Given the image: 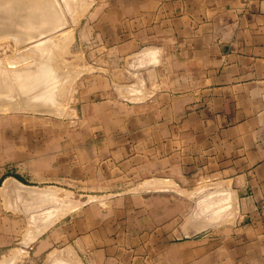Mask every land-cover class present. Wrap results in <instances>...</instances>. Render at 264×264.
I'll return each instance as SVG.
<instances>
[{
	"label": "crops",
	"instance_id": "obj_1",
	"mask_svg": "<svg viewBox=\"0 0 264 264\" xmlns=\"http://www.w3.org/2000/svg\"><path fill=\"white\" fill-rule=\"evenodd\" d=\"M109 5L123 13L125 23L129 15L131 29L139 25L130 36L138 35L146 50L147 94L124 101L136 104L135 114L123 129H108L107 142L77 144L66 148L74 154L59 156V162H81L80 169L64 164L44 173L73 174L76 183L85 184L79 194L106 200V206L84 209H98L110 234L98 240L82 229L76 253L87 264H136L167 249L179 262L195 259L191 238L166 236L164 224L175 210L173 203L160 204L165 191L135 187L144 181L183 183L199 174L230 188L235 208L248 221L235 228L242 237L210 240L206 247L218 245L227 258L222 249L235 246L244 264H264V0H109ZM42 182L47 181L30 185L0 171V248L5 198H16L22 186L46 193L47 187L60 191L68 184L52 180L55 185L41 187ZM149 213L157 217L136 218Z\"/></svg>",
	"mask_w": 264,
	"mask_h": 264
},
{
	"label": "rangeland",
	"instance_id": "obj_2",
	"mask_svg": "<svg viewBox=\"0 0 264 264\" xmlns=\"http://www.w3.org/2000/svg\"><path fill=\"white\" fill-rule=\"evenodd\" d=\"M71 1L74 0H60L61 5L59 4V7L62 6V8H64V11L62 12L64 20L67 18L65 22L68 21L70 22V24H65V22L63 21L64 23L62 24L65 27H63V25L60 23L61 26L58 25L59 28L56 25V31L55 29H53L55 25L50 26L52 28H50L49 26L46 27L47 31L45 29V32L43 30H33L34 28H31V30L35 32L40 31V34L42 31L43 34H47L50 31V35H40L39 33H37L39 35L38 36L34 32L33 34H31V36L33 35V39L31 37V39L29 38L30 40H22V42L21 39L16 38V36L21 33L27 34V31L25 30L29 29L26 28V25L28 22H31V20L35 21L37 17L34 18L33 15L35 13V10L37 9L36 11H38L39 8H35L34 6L32 7L30 3L28 4L24 0H9L7 2H4V6H2V4L0 6V23L1 21H3L2 17L4 18L3 23H1L4 27H0V60H2L1 63L3 67H1L0 63V68H2L4 71V77L8 76L9 79L8 80L7 78H3L2 71L0 72V80H2L0 81V83L2 82L1 84H4L5 81L8 80V82L12 83V87L14 88L13 91H11L13 92V95L10 92H0L1 95H8L5 97L6 99H9L2 102L3 104L5 103V105L7 104L8 107L7 105L4 106L3 104L2 106L0 103V107H5L4 109L0 108V171L4 173L5 177L11 175L30 185H37L38 183L36 182L38 180L47 181L42 182V184H40L41 187H46V185H55V183L50 182L52 180H62V182L68 183L66 186L62 185L63 189L60 188V191H58V193L55 195V197H57L56 200L54 199L55 201H51V204L49 203V206H46L44 208L40 206L38 207V204L36 206H33L34 202L38 201V198H49L52 194H50L49 192H34L32 191L34 189H30L34 188L32 186L19 187V194L13 200H7L5 198L3 203L4 245L2 246V248H0V260H4L7 258L9 259L10 257L8 256L14 255L13 260L10 259L12 260L11 264H58L60 262L66 264H87L86 260L82 259V255H78L75 250V243L76 240L78 241V237H81L82 229L83 231H86L85 233L87 234H85V237L87 238L92 237L101 240V238L104 237V240L107 239L106 236L107 234H110V232L107 231V225L100 222V219L103 218L100 211L98 209H95V211H93L94 209H90V211L86 212L84 209L85 206H93V204L99 202L105 204L106 200L104 201L90 195H87L85 197L79 194L81 192L77 190V188L83 187L85 186V184L83 185L82 183H76L77 178L74 177L73 174H67L63 176H55L54 174H52L44 176V173L53 172L55 168H60L64 164V168H67L68 166L66 164H68L71 165V168L78 167V169H80L82 166L81 162H59V156L65 154H74L75 150L66 151V148L75 149L77 144L92 143L101 140L107 142L108 129H123L124 126H127V124L129 123V118L135 114L136 104H134L133 102L130 103L124 101H128L129 98L133 100L136 97L135 95L137 93L139 94L143 87L146 88L145 85L143 86V82H145V76L143 75V63H145V61H143V59L146 56L144 54L146 50H143V40L140 39L138 35L130 36L131 32H139V25L137 24L136 26H132L137 28L131 29V25L129 23V15L128 22L126 21L125 23L123 13L121 12L120 16L117 15V10L119 9L115 8L113 5H109V0H83L86 3L85 5H87L88 7L81 3L82 0H77V2L75 3H77L78 5L82 4L84 7H79L83 10L85 9L84 11L81 10L83 11V13L80 11L82 16H79L80 14L78 15V12H74L75 14H72V10H74V7L72 5H74V2L72 3ZM89 3L90 5H88ZM11 6L13 8H11ZM14 9L18 12L14 13ZM24 12H27L25 13L26 15L24 14ZM11 14L12 16L14 15V18H12ZM19 14L20 17L22 16L21 18H19ZM76 14L79 16L78 20L76 16H74ZM5 22H7V25H9L10 27L7 26ZM20 23L22 24L20 25ZM24 23L26 25H24ZM49 28L50 30H48ZM51 29L53 31H51ZM69 29L71 31H69V34H67ZM63 31L66 32L68 36H72L73 38L71 37L72 39L70 38V40L73 41H70L67 50L60 52L62 56L57 68V70L60 71L53 69V71H56H54L55 73L58 72L57 74H54V76H57V78H59H56L57 80L54 79L57 85L56 83L54 84L56 87L53 88L52 91L50 90L52 88L50 83H52L53 86V82L50 81L53 79L49 81L48 85H46V79L48 78L47 76L43 75L44 78L42 77L39 78L40 80L38 79V77L40 76L37 75H41L43 73L41 72L43 71V68H39V66L42 65L44 67V63L41 64V62H39L40 60L35 67L33 65L32 68L23 70V77H17L15 72L9 71L11 65V68H16L17 66L24 67L26 64H28L29 61L30 64L35 57L39 58L38 53L34 50H31L30 48H32V46H49L53 41L51 40L50 36L52 37L55 35L54 38H57L56 35L61 34ZM30 33L32 32L30 31ZM125 35L127 38H125ZM32 40H34L36 43ZM46 50L45 54L47 53V55H45V57L41 56V61L47 63L50 61L54 62L53 59H49L48 57L50 54V49H48L47 51ZM22 57H27V59L21 60ZM10 58L13 61L16 58V64H9L10 66L8 64H5L7 63V60L10 61ZM3 63L7 67H4ZM67 64L68 66H66ZM82 66L85 67V69L89 70H84ZM91 67L94 68L92 69ZM53 71H51V73H54ZM139 71L141 74H139ZM66 73L69 74L70 77ZM62 74L66 75L67 77L61 78L60 81L59 79ZM29 75H31L30 78L28 77ZM34 75L37 77H34ZM11 76L15 78H12ZM148 76L150 77V73L148 74ZM16 80H18V82ZM58 82L63 83L64 86V90L62 91L60 98L59 95H56L53 92L57 90V86L59 84ZM137 85L141 89H139ZM47 87L48 89L50 88V94L54 95V99L56 101L57 99H61L62 103L64 102L63 109H65L63 110L64 113L62 112L63 115L54 112L56 110L57 103H55L56 105L53 104L54 106L50 103V105L48 104L50 108L51 106H53V109L55 108L54 111L52 108L48 109L49 107H47L48 110L46 109L40 111L39 109H36L35 112L34 110L26 108L18 109V106L20 107L21 105L19 102L20 100H23L25 98L28 99L36 95L37 93H40V91L42 90L43 92H45V94L47 93V96H41L44 94H42L41 92V95L35 96V99H41L42 101V97L43 99H45L44 97H49V91L48 89H45ZM118 87L120 89H118ZM109 97L116 101H104V99H108ZM17 102H19V105L17 104ZM14 103H16L17 106L11 107ZM58 106L62 107L61 104H59ZM161 181H155L154 183L149 184L145 183L144 181L141 187L137 186L135 187V190H145L149 188L165 191L168 197H166L165 199H161L160 204L164 202L173 203V210H175L169 223L166 222L164 224L165 227H167V230H165L166 236H168V238H170L171 240L176 239L175 241L191 238L195 242V259H190V262H179L177 258L172 256L170 250L167 249L165 250V252L160 253L156 256H143V262L137 260L135 263L244 264L242 262V257L240 255L237 256L236 254V251L241 248H237L235 246L223 248L222 250H227L226 258L221 254L220 247L218 245L206 247V245H209L210 240L215 241L219 240L220 238L224 240L233 239L237 237L236 235L238 234L240 235V237H242L241 231H236L235 228H240L241 225L248 223L247 219L240 216L238 210L235 208V202L232 199L230 188L226 187L223 182H220L218 180V178L199 174L196 175L193 179L191 178L190 181L183 183H177L172 180ZM172 184L173 186H171ZM174 185H176V187ZM87 186H90V184H87ZM22 188L28 191L26 192ZM36 188L39 189V187ZM55 188L59 190L58 187ZM67 190H70L72 192L69 197H67ZM213 190H217L218 195H216L217 192ZM28 192L31 194H35V198L29 199ZM191 192L193 193L190 194ZM206 194H208L209 199H205ZM209 194H212V196H210ZM204 199L206 201H203ZM63 200H65V204L66 201H75L77 205H79L74 206L71 209H67L68 212L66 211L63 213V215L57 217V219L52 224L45 227V229L41 228L43 230L42 232V230H40V227H44L42 225H45L46 222L45 224H43L44 222L39 221V215L41 218L45 211L46 214L44 213L43 216L46 215L49 217L47 218L45 216L40 220L44 221L45 219L47 221V219L51 218L50 213H48V215L47 211L50 209L48 212L52 213V211L55 209L51 207H56V205H62L64 207L65 205L62 202ZM210 200H213V202H215L212 203V201ZM61 202L62 204H60ZM204 202L207 206H210L211 209L210 207L207 208V206L203 204ZM24 204H26L25 207L27 206V204L28 206L25 208ZM31 206L35 208H32L33 210H31ZM59 206L58 208L56 207V209H59ZM220 206H222V210L224 212L229 210L233 213L231 215H228L229 217H227V215H224V212L219 213L218 210ZM36 207H38L37 211ZM207 209L209 210L205 211ZM210 211H214L215 215H212ZM39 212L42 213L39 214ZM205 212L207 214H205ZM208 212L212 216L208 214ZM208 215L210 216L208 217ZM86 216L90 220L92 219V221L89 222L88 220H84L83 218H85ZM136 216L135 217L137 219H141L142 222L143 218L157 217L153 214L150 215V213L144 216ZM162 217L166 218L165 221L169 219V216H167L166 214H164ZM31 218L34 219L31 220ZM82 220L84 221V225L79 224ZM31 221L33 223H31ZM35 223L36 226L34 225ZM31 225H33L34 227ZM36 227H39V230L37 231H40V233H34L36 232ZM33 229L34 231H32ZM27 232L35 235L33 236L34 238L32 236L30 237L29 233ZM26 233L29 235V239L28 236L24 238L25 235H27ZM134 233L142 234L145 232L142 231ZM103 234L104 236H102ZM116 238H118V236ZM120 238H123V236H120ZM72 250H74V252H72ZM16 253L21 254L16 257ZM128 259L129 258H127V260ZM0 264H2V262ZM122 264H125V262ZM247 264H251L250 261Z\"/></svg>",
	"mask_w": 264,
	"mask_h": 264
},
{
	"label": "bare ground",
	"instance_id": "obj_3",
	"mask_svg": "<svg viewBox=\"0 0 264 264\" xmlns=\"http://www.w3.org/2000/svg\"><path fill=\"white\" fill-rule=\"evenodd\" d=\"M7 1H9V0H0V6H1V4H2V6H4V2H7ZM24 1L27 2L28 4L30 3V5H31L32 7L34 6L35 8H39V9H38V11H36V10H37V9H36V10H35V13H34V15H33L34 18L37 17V18L35 19V21H32V20H31V22H28L27 25L24 23V25H26V28H28L32 33H30L29 30H25V31H27V34H23V33H21V34H19L18 36H16V38H20V39H21V42H22V40L27 41L29 38L31 39V37H32V39H33V35L31 36V34H33V33L35 32V31H33V30H35V29L37 30V29H38V30H43V31L45 32L46 27H48V26L50 27V26H52V25H55V26L53 27V29H55V28H57L56 25H57V26H58V25L61 26L60 23H61V24L64 23L65 20L67 19V18L65 17L66 19L64 20V16H63V12H62V11H64V8H62V6H60L61 8L59 7V4L61 5L60 0H24ZM82 1H83V0H82ZM82 1H81V3L85 5L86 3H85L84 1H83V2H82ZM15 2H16V1H15ZM59 2H60V3H59ZM65 2H66V1H65ZM71 2H72V3L74 2V3H73L74 5H72V6L74 7V10H72V14H73L74 12H75V13L78 12V15L80 14L79 16H82L81 13H80V11L83 10L82 8H83L84 6H83L82 4H81V5H78L77 3H75V2H77V0H76V1L74 0V1H71ZM63 3H64V2H63ZM90 3H91V2H90ZM90 3H89L88 5H90ZM9 4H11V3H9ZM15 4H16V3H15ZM66 4H67V2H66ZM66 4H65V5H66ZM5 5H6V3H5ZM24 5H25V4H24ZM67 5H68V4H67ZM67 5H66V6H67ZM28 6H29V5H28ZM79 6H80V7L83 6V7L80 8ZM85 6H87V5H85ZM5 7H6V6H5ZM18 7H19V6H18ZM18 7H17V8H18ZM87 7H88V6H87ZM11 8H13V7L11 6ZM19 8H20V7H19ZM65 8H66V7H65ZM68 8H69V7H68ZM3 9H4V8H3ZM29 9H30V8H29ZM86 9H87V8H86ZM0 10H1V9H0ZM9 10H10V9H9ZM21 10H22V9H21ZM69 10H70V9H69ZM69 10H68V11H69ZM84 10H85V9H84ZM84 10H83V11H84ZM2 11H3V10H2ZM11 11H12V10H11ZM14 11H15V9H14ZM23 11H24V9H23ZM83 11H81V12L83 13ZM9 12H10V11H9ZM9 12H8V13H9ZM16 12H18V11L16 10L14 13H16ZM29 12H30V10H29ZM6 13H7V12H6ZM11 13H12V12H11ZM14 13H13V14H14ZM19 13H20V12H19ZM25 13H27V12H24V14H25ZM64 13H65V12H64ZM75 13H74V14H75ZM1 14H2V13H1ZM25 15H26V14H25ZM27 15H28V14H27ZM78 15H77V14L74 15V16H76L77 20H78V17H79ZM11 16H12V14H11ZM13 16H14V15H13ZM13 16H12V18H14ZM18 16H19V18L22 17V16L20 17V14H19ZM33 16H32V17H33ZM65 16H66V15H65ZM72 16H73V15H72ZM74 16H73V17H74ZM27 17H28V16H27ZM27 17H26V18H27ZM29 17H30V16H29ZM32 17H31V18H32ZM70 17H71V15H70ZM76 18H75V20H76ZM2 19H3V21H4V18H3V17H2ZM27 19H28V18H27ZM0 20H1V19H0ZM5 20H6V17H5ZM15 20H16V19H15ZM19 20H20V19H19ZM3 21H1V23H3ZM9 21H10V20H9ZM9 21H8V22H9ZM29 21H30V18H29ZM63 21H64V22H63ZM16 22H17V21H16ZM18 22H19V21H18ZM25 22H26V21H25ZM1 23H0V24H1ZM10 23H11V22H10ZM10 23H8V24H10ZM22 23H23V22H22ZM22 23H20V25H21ZM66 23H69V24H70V22H68V21L65 22V24H66ZM5 24L7 25V22H5ZM11 24H12V23H11ZM69 24H67V25H69ZM6 25H5V27H6ZM62 25H63V24H62ZM7 26H9V25H7ZM59 26H58V28H59ZM0 27L3 28L4 26H2V24H1ZM9 27H10V26H9ZM12 27H13V26H12ZM16 27H18V26H16ZM63 27H65V26L63 25ZM22 28H23V27H22ZM31 28H34V29L31 30ZM50 28H52V27H50ZM50 28H49L48 30H50ZM69 28H70V27H69ZM11 29H13V28H11ZM11 29H9V30H11ZM61 29H62V28H61ZM71 29H72V28H71ZM9 30H7V31H9ZM14 30H15V29H14ZM62 30H63V29H62ZM5 31H6V30H5ZM12 31H13V30H12ZM43 31H42V32H43ZM46 31H47V29H46ZM51 31H53V30L51 29ZM55 31H56V29H55ZM55 31H54V32H55ZM65 31H66V30H65ZM69 31H71V30L69 29L68 32L66 31L67 34H69ZM0 32H1V29H0ZM16 32H17V31H16ZM39 32H40V31H39ZM39 32L36 31L35 34H37V33H39ZM42 32H41V34H40V33H39V34H40V35H44L45 33L43 34ZM54 32H53V33H54ZM63 32H64V31H63ZM63 32H62L61 34L56 35L57 38H54L55 35L52 36V37L50 36L51 40H53V41H52V43H51L49 46L46 45V47H44V46L40 47L38 44H37V45H38L39 47H34V46H32V48H30V49L36 51V52L38 53V55H39V58H36V57H35L34 60H32L33 62L31 61L30 64H29V62H30V61H29L28 64H26L24 67H19V66H17L16 68H15V67H14V68H11L12 65L10 66L9 64H13V65L16 64V63H15V62H16V61H15L16 58H15L14 61H13L11 58H10V61L7 60V63H5V64H8V65L10 66L9 71H10V72H11V71H12V72H15V74L17 75V77H20V76L23 77V76H22V74L24 73L23 70H25V69L28 70V69L32 68L33 65H34V67H35V66L37 65L38 61L40 60L39 62H41V64L44 63V67H43L42 65L39 66V68H40V67L43 68V69H42L43 71H41V72H43V73H42L41 75H37V76H40V77H38V79H39V78H42L43 75H44V76H47L48 78L46 79V80H47V84H46V85H48V84H49V81H50L51 79H53V80H51L50 82H53V86H54V87L52 86V83H50L52 88H51V89L49 88V89L52 91V89L56 87V86L54 85V84L56 83V82L54 81V79L57 80V79L59 78V77L57 78V76H56V77L54 76V74H57L58 72L55 73L56 71L54 70V71H55V72H54L53 69H56V70H57V68H58V64L60 63L61 56H62L60 52L67 50L68 45L70 44V41H73V40H70V38H71L72 36H68V35L66 34V32H64V33H63ZM2 33H3V32H2ZM49 33H50V31H49ZM49 33H47V34H49ZM35 34H34V35H35ZM47 34H45V35H47ZM56 34H57V33H56ZM37 35H38V34H37ZM49 35H50V34H49ZM38 36H39V35H38ZM38 36H37V38H38ZM35 37H36V36H35ZM35 37H34V38H35ZM41 37H42V36H41ZM45 37H47V36H45ZM72 38H73V37H72ZM72 38H71V39H72ZM30 39H29V40H30ZM32 41H34V40H32ZM32 41H31V42H32ZM39 41H41V40H39ZM34 42H35V41H34ZM1 43H2V42H1ZM19 43H20V42H19ZM19 43H18V44H19ZM27 43H28V42H27ZM35 43H36V42H35ZM37 45H36V46H37ZM46 49H47V50L50 49V50H49V51H50V54H49L48 57H49V59H53L54 62H52V61H50V60H49L50 62H48V63H47V62H43V61H41V56H42V57H45V55H47V53L45 54V50H46ZM154 49H155V48H154ZM47 50H46V51H47ZM142 52H143V51H142ZM22 53H23V52H22ZM48 53H49V52H48ZM29 54H30V53H29ZM33 56H34V54H33ZM33 56H32V57H33ZM18 58H19V57H18ZM28 58H29V57H28ZM2 59H3V58H2ZM22 59L26 60L27 57H22L21 60H22ZM64 60H65V59H64ZM1 61H2V60H0V63H1ZM17 61H18V60H17ZM10 62H11V63H10ZM63 62H64V61H63ZM68 62H69V61H68ZM26 63H27V62H26ZM3 64H4V63H3ZM5 64H4V67L6 66ZM39 64H40V63H39ZM63 64H64V63H63ZM64 65H65V64H64ZM66 66H68V64H67ZM69 66H70V65H69ZM76 66H77V65H76ZM76 66H75V67H76ZM1 67H2V63H1ZM6 67H7V66H6ZM82 67H83V66H82ZM2 68H3V67H2ZM2 68H0V72L3 71ZM59 68H60V67H59ZM91 68L93 69L94 67H91ZM1 69H2V70H1ZM5 69H6V68H5ZM7 69H8V68H7ZM37 69H38V68H37ZM71 69H72V68H71ZM83 69H84V70H89V69H85V67H83ZM95 69H96V68H95ZM39 70H40V69H39ZM39 70H38V71H39ZM51 71H53L54 73H51ZM57 71H60V70H57ZM65 71H66V70H65ZM49 72H50L51 74H50ZM63 72H64V71H63ZM63 72H62V73H63ZM81 72H83V71H81ZM89 72H90V71H89ZM132 72H133V71H132ZM3 74H4V71L2 72V75H3ZM5 74H6V73H5ZM35 74H36V73H35ZM60 74H61V73H60ZM64 74H65V73H64ZM64 74H62V75L60 76V79H59L60 81H61V78H63V77H67V76L64 75ZM66 74H67V73H66ZM134 74H135V73H134ZM139 74H141L140 71H139ZM0 75H1V74H0ZM6 75H7V74H6ZM6 75H5V76H6ZM67 75L69 76V74H67ZM37 76L34 75V77H37ZM134 76H135V75H134ZM11 77H12V76H11ZM28 77L30 78L31 75H29ZM69 77H70V76H69ZM76 77H77V76H76ZM138 77H139V76H138ZM140 77H143V76H140ZM1 78H2V77H1ZM3 78H5V79L7 78V79H8V76H7V77H4V75H3ZM12 78H15V77H12ZM24 78H26V77H24ZM43 78H44V77H43ZM56 78H57V79H56ZM10 79H11V78H10ZM22 79H23V78H22ZM64 79H65V78H64ZM8 80H9V79H8ZM8 80H7V81L4 80V81H5L4 84H1L2 82L0 83V85H1V86H0V92H5V93H9V92H10V93H12V95H13V92H11V91H13L14 88L12 87V83L8 82ZM12 80H13V79H12ZM19 80H20V79H19ZM39 80H40V79H39ZM0 81H2V80H0ZM4 81H3V82H4ZM13 81H14V80H13ZM16 81L18 82V80H16ZM22 81H23V80H22ZM66 81H67V80H66ZM139 81H141V80H139ZM11 82H12V81H11ZM17 82H16V83H17ZM25 82H26V80H25ZM62 82H63V81H62ZM64 82H65V81H64ZM31 83H32V82H31ZM58 83H59V82H58ZM66 83H67V82H66ZM10 84H11V85H10ZM14 84H15V82H14ZM137 84H138V83H137ZM56 85H57V83H56ZM145 85H146V84H145ZM67 86H68V85H67ZM118 86H119V85H118ZM137 86H138V85H137ZM45 87H46V86H45ZM48 87H50V86H48ZM48 87L45 88V89L47 90ZM24 88H25V87H24ZM138 88L141 89L139 86H138ZM138 88H137V90H138ZM45 89H44V90H45ZM49 89H48V91H49ZM118 89H120V88L118 87ZM143 89H145V88L143 87ZM143 89H141V91H140L141 93L143 92ZM63 90H64L63 83H59L58 86H57V90H55L56 92H55V91H53V92H54L56 95H59V98H60V95L62 94V91H63ZM127 90H128V89H127ZM134 90H135V89H134ZM48 91H46V92H48ZM51 91H49L48 94H50ZM125 91H126V90H125ZM145 91H146V89H145ZM41 92H42V94H43V93H44V94L41 95ZM127 92H128V91H127ZM141 93H140V94H141ZM143 93H144V92H143ZM18 94H19V93H18ZM144 94H147V93H144ZM144 94H143V95H144ZM38 95H41V96H44V95H45V96H47V93L45 94V92H43V90H42V91H40V93H37L36 95H34V96H32V97H30V98H28V99L25 98V99H23V100H20L19 102H20L21 105H20V107L18 106V109H19V108H21V109H25V108H26V109L34 110V112H35L36 109H39L40 111H41V110H46L47 107H49L50 104H51V105H53V104L56 105L55 103H57V105H56V110H55V111H54L55 108H54V109L52 108L54 105L51 106V108L53 109L54 112L62 114V112H63V110H64L65 108L63 109V103H64V102L62 103V100H61V99H57V101H56V100L54 99V95L50 94L49 97H47V98L44 97L45 99H43V97H42V101H41V99H40V100L35 99V96H38ZM130 95H131V94H130ZM133 95H134V94H133ZM138 95H139V94L137 93V96H138ZM0 96H1V98H0V103H1V105L3 104L2 102L6 101V100H9L8 98L6 99V97H5V96H8V95H5V94H2V95H1V94H0ZM131 96H132V95H131ZM4 97H5V98H4ZM14 97H15V96H14ZM32 98H33V99H32ZM36 98H38V97H36ZM39 98H40V97H39ZM56 98H57V97H56ZM143 98H144V97H143ZM12 99H13V98H12ZM11 102H12V101H11ZM11 102H10V103H11ZM19 102H17V104H18ZM12 103H13V102H12ZM12 103H11V104H12ZM49 103H50V104H49ZM15 104H16V103H14L11 107H13V106H14V107L17 106V104H16V105H15ZM48 104H49V105H48ZM59 104H61L62 107L58 106ZM3 105L6 106L7 104L5 105V103H4ZM3 105H2V106H3ZM18 105H19V104H18ZM47 105H48V106H47ZM66 106H67V105H66ZM7 107H8V105H7ZM0 108H2V107H0ZM4 108H5V107H4ZM4 108H2V109H4ZM16 108H17V107H16ZM51 108L49 107L48 109H51ZM13 109H14V108H13ZM21 109H20V110H21ZM48 109H47V110H48ZM0 110H1V109H0ZM3 111H4V110H3ZM9 111H10V110H9ZM37 111H38V110H37ZM7 112H8V108H7ZM26 112H27V111H26ZM63 113H64V112H63ZM62 115H63V114H62ZM61 118H62V117H61ZM161 182H162V181H161ZM165 184H166V183H165ZM167 184H168V183H167ZM162 185H163V184H162ZM162 185H159V186H162ZM169 185H170V184H169ZM163 186H164V185H163ZM171 186H173V184H172ZM174 186L176 187V185H174ZM165 187H167V186H165ZM30 189H34V190H36V191H39V190H40V189H38V188H30ZM137 189H138V188H137ZM215 189H216V188H215ZM217 189H218V188H217ZM41 190H43V189L41 188ZM46 190H47V192H49L50 194H52V195L50 196V198H49V199H46V200H44L43 198H41V199L38 198V199H37L38 201H35V203H34L33 206H36V205L38 204V207L40 206V207H43V208H44V207H46V206H49V203H50L51 201H55V200H56L57 197H55V195L58 193L59 190H58L57 188H55V187H47ZM206 191H207V190H206ZM213 191L217 192V190H213ZM43 192H44V191H43ZM211 192H212V191H211ZM211 192H210V193H211ZM49 193H48V194H49ZM71 193H72V192H71L70 190H67V197H69V195H70ZM219 193H220V192H219ZM190 194H192V193H190ZM212 194H215V193H212ZM212 194H211V195L209 194V195L212 196ZM193 195H194V194H193ZM216 195H218V192H217ZM220 195H221V194H220ZM204 196H205V195H204ZM101 197H102V196H101ZM222 197H223V196H222ZM89 198H91V197H89ZM200 198H201V197H200ZM200 198H198V199H200ZM203 198H204V197H203ZM206 198L209 199L208 194H206L205 199H206ZM211 198H212V197H211ZM215 198H216V197H215ZM39 199H40V200H39ZM54 199H55V200H54ZM59 199H60V198H59ZM205 199H204L203 201H206ZM213 200H214V199H213ZM213 200H210V201H212V203H214L215 201L213 202ZM59 201H60V200H59ZM62 202H63L64 205H65L64 207H63L62 205H61V206L56 205L57 208H58V206H59V209H56L55 206H54V207H51V208L55 209V210L52 211V213L55 211L53 214H52L51 212H48L50 209L47 211V214L50 213V215H51V218H50V219H47L49 216H46V215H45V216L47 217V218H46L47 221H46L45 219H44V221L40 220L42 217H45V216H43L44 213H45V211L43 210L44 213H43V215L41 214V215H42L41 218H40V215H39V214L42 213L43 211H42V212H39V214H38V215H39V221L44 222L43 224H45V222H46L45 225H42V224H41V225L44 226V227H40V226H39V227H40V230H42L41 228H44V229H45V227H47V226H49L50 224H52V223L57 219V217H59L60 215H63V213L66 212L67 209H69V208L71 209L72 207H74V206H78V205H79V204L77 205V203H76L75 201H68V202L66 201V204H65V200H63ZM62 202H61L60 204H62ZM77 202H78V201H77ZM79 203H80V202H79ZM82 203H83V202H82ZM50 204H51V203H50ZM198 204H199V203H198ZM203 204H205V202H204ZM203 204H202V205H203ZM25 205H26V204H24V207H25ZM202 205H201V206H202ZM205 205H206V204H205ZM27 206H28V204H27ZM27 206H26V207H27ZM206 206H207V205H206ZM214 206H215V205H214ZM227 206H228V205H227ZM227 206H225V207H227ZM26 207H25V208H26ZM38 207H36V211L38 210V209H37ZM61 207H62V208H61ZM208 207H210V206H207V208H208ZM32 208H35V207H32V206H31L30 209L33 210ZM204 208H205V206H204ZM30 209H29V210H30ZM210 209H211V207H210ZM39 210H40V209H39ZM41 210H42V209H41ZM45 210H47V209H45ZM51 210H52V209H51ZM208 210H209V209H207V210H205V211H208ZM216 210H217V209H216ZM216 210H214V211H216ZM203 211H204V210H203ZM214 211H210V213L213 215V214H214ZM67 212H68V211H67ZM212 212H213V213H212ZM218 212H219V213H223V212H224V211L222 210V206H220ZM36 213H37V212H36ZM200 213H201V212H200ZM200 213H198V214H200ZM210 213L208 212V214H210ZM230 213H231V212H229L228 215H231ZM33 214H34V213H33ZM33 214H32V215H33ZM45 214H46V213H45ZM203 214H204V213H203ZM203 214H202V215H203ZM205 214H207V213L205 212ZM211 214H210V215H211ZM36 215H37V214H36ZM48 215H49V214H48ZM195 215H196V214H195ZM210 215H208V217H209ZM212 215H211V216H212ZM214 215H215V214H214ZM34 216H35V215H34ZM34 216H33V217H34ZM196 217H197V216H196ZM227 217H229V216H227ZM37 218H38V217H37ZM37 218H36V219H37ZM32 219H34V218H31V220H32ZM36 219H35V220H36ZM227 219H228V218H227ZM37 220H38V219H37ZM35 222H36V221H35ZM37 222H38V221H37ZM41 222H39V223H41ZM31 223H33V222L31 221ZM29 224H30V222H29ZM34 225L36 226V223H35ZM31 226H33V225H31ZM33 227H34V226H33ZM39 227H38V228L36 227L37 229L35 230L36 232H34L35 234L38 233V232L40 233V231H37V230H39ZM28 229H29V227H28ZM30 229H31V228H30ZM32 231H34V229H33ZM32 231H30V232H32ZM44 231H45V230H44ZM42 232H43V230H42ZM42 232H41V233H42ZM27 233H29V232H27ZM27 233H26V234H27ZM29 235H30V237H31V236H32V237L35 236V235L31 234V233H29ZM29 235H28V234L25 235L24 238H26V236H28V239H29ZM37 236H38V234H37ZM33 238H34V237H33ZM33 238H32V239H33ZM23 240H24V239H23ZM25 240H26V239H25ZM23 244H24V243H23ZM16 248H17V247H16ZM15 251H16V250H15ZM72 252H74V250H72ZM13 253H14V252H13ZM13 253H12V254H13ZM21 253H22V252H21ZM21 253H19V254H21ZM16 254H17L16 257H18L19 254H18V253H16ZM69 255H70V254H69ZM13 256H14V255H13ZM13 256H12V255H11V256H8V257H10L9 259H8V258H7V259H4V260L1 259L2 261H1V260H0V261L2 262V264H8V263L11 264V261L13 260ZM10 259H12V260H10ZM14 260H15V259H14ZM5 261H6V262H5ZM79 261H80V260H79ZM1 262H0V263H1ZM58 262H59V261H58ZM12 264H13V263H12ZM58 264H66V263L60 262V263H58Z\"/></svg>",
	"mask_w": 264,
	"mask_h": 264
}]
</instances>
